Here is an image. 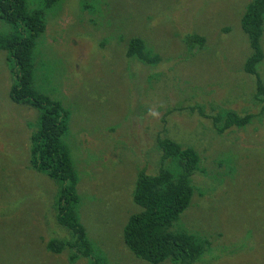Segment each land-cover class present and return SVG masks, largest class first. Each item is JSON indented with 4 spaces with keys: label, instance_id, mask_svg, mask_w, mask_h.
I'll return each instance as SVG.
<instances>
[{
    "label": "rangeland",
    "instance_id": "obj_1",
    "mask_svg": "<svg viewBox=\"0 0 264 264\" xmlns=\"http://www.w3.org/2000/svg\"><path fill=\"white\" fill-rule=\"evenodd\" d=\"M46 1L26 0L45 22L32 50L31 85L66 114L61 143L93 257L150 264L125 246L123 229L141 211L132 200L137 174L155 172L161 136L200 158L191 202L173 225L209 241L192 264H264V110L244 71L251 49L240 27L252 0ZM11 33L0 19V37ZM192 33L205 38L203 47H186ZM131 37L161 58L156 65L126 56ZM13 67L0 50V264H88L46 250L48 240L68 235L56 223L61 182L29 167L42 111L9 98ZM256 70L264 83V59ZM195 105L255 117L218 134L211 120L190 113Z\"/></svg>",
    "mask_w": 264,
    "mask_h": 264
},
{
    "label": "trees",
    "instance_id": "obj_2",
    "mask_svg": "<svg viewBox=\"0 0 264 264\" xmlns=\"http://www.w3.org/2000/svg\"><path fill=\"white\" fill-rule=\"evenodd\" d=\"M56 2L47 0L45 5L48 7ZM26 4V0H0V19L13 28L9 36L0 37V50L6 51L8 59L14 64L11 69L14 82L9 89L11 101L42 111L38 118V131L32 133L29 139V167L61 182L55 201L56 223L68 235L48 240L46 250L53 254L66 250L72 262L80 258L86 259L88 264H102L93 257L91 242L76 212L79 202L76 173L67 149L61 143V137L67 130L66 114L62 112L60 103L36 94L31 85L32 50L35 39L44 32L45 22L40 11L30 12ZM263 22L264 0H252L240 20V27L251 49L244 71L254 77L255 98L263 104L264 110V83L256 70L264 59L261 46ZM24 29L28 31L27 35L22 34ZM184 42L191 50L203 47L205 38L192 33L186 36ZM126 56L145 65H156L161 59L147 50L143 39L137 37L129 39ZM192 112L211 120L218 134L242 128L255 117L250 113L239 114L232 109L217 112L216 106L206 109L195 105L190 108ZM158 138L162 152L159 165L154 173L142 168L137 174L132 200L141 211L129 217L123 229V242L134 256L150 264H159L167 259L173 264H192L201 258L209 241L187 230H174L173 225L191 202V177L195 172H200V158L190 146L161 136ZM167 161H172L169 167L165 166Z\"/></svg>",
    "mask_w": 264,
    "mask_h": 264
}]
</instances>
